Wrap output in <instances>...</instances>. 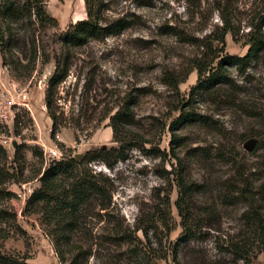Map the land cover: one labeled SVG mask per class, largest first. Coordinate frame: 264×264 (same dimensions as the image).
<instances>
[{"label":"rangeland","instance_id":"obj_1","mask_svg":"<svg viewBox=\"0 0 264 264\" xmlns=\"http://www.w3.org/2000/svg\"><path fill=\"white\" fill-rule=\"evenodd\" d=\"M103 1L104 23L124 17L130 25L119 33L71 45L65 53L66 37L58 34L87 17L86 0H48L50 12L60 22L57 37L49 31L46 38L53 47L51 60L39 59L33 71L20 72L3 62L0 51V80L14 77L26 86L33 110L15 108L17 122L11 128L3 124L1 133L21 145L16 157L15 151L7 157L0 152V210L7 214L1 226L11 233L6 246L28 252L35 264H62L42 214L26 211L28 197L24 200L20 193L40 187L39 172L52 160L45 158V142L61 147L60 158L84 156L103 145L118 146L113 134L107 138L103 130L110 126V115L118 106L132 101L135 119L128 127L137 137L130 143L129 158L114 168L99 160L92 164L112 177L111 205L102 208L92 198L82 206L76 226L62 230L92 249L88 264H133L126 259L128 244L113 241L117 228H133L151 210L160 189L167 188L172 191L178 224L171 239L176 240L182 230L175 205L180 191L177 180L183 179L185 186H193L194 203L217 210L219 220L218 231L212 230L204 240L181 244L182 263L198 264L202 258V264H218L217 240L240 229L242 215L252 203L264 212V49L246 68L225 65L230 81L214 87L194 88L195 61L203 54L201 43L206 38L220 56H244L253 32L260 27L264 32V0ZM227 20L233 32L225 35L223 43L214 35ZM66 63L68 74L54 96L62 125L52 137L46 92L51 77ZM181 78L185 80L177 89ZM2 90L0 85V94ZM180 107L197 118L173 127ZM227 186L245 188L246 194L228 200ZM60 231L59 227L55 232ZM159 264L175 262L169 257ZM253 264H264V251L257 253Z\"/></svg>","mask_w":264,"mask_h":264},{"label":"trees","instance_id":"obj_2","mask_svg":"<svg viewBox=\"0 0 264 264\" xmlns=\"http://www.w3.org/2000/svg\"><path fill=\"white\" fill-rule=\"evenodd\" d=\"M103 5V0H86L87 17L72 24L66 33L58 34L62 38L66 37L64 39L67 45L65 53H69L71 45H82L98 35L119 33L130 25L124 17L104 23ZM59 29L60 22L50 12L48 0H0V51L3 62L9 63L16 71L21 69L25 72L33 71L39 59L49 62L52 58L53 47L46 38L50 37L49 31H54L57 37ZM229 31L233 32V27L227 20L222 31L215 34L214 38L224 43L225 35ZM206 39L201 43L203 54L195 61L198 82L194 88L214 87L219 83H229L230 78L225 65L237 64L244 65L246 68L252 57L264 49L262 27L253 32L248 41L250 47L244 56L230 54L220 56L217 54L218 48L215 49L213 44L207 42ZM52 41L57 42L56 38ZM68 70L66 63L61 71L55 72L46 92V103L53 121L52 137L56 136L62 125L54 108V96L58 84L68 74ZM184 80L179 79L175 87L178 89L180 82ZM132 104V101H125L110 115L108 125L113 128V138L119 143L118 146L103 145L93 148L82 157L71 154L63 158H54L45 170L39 172L42 174L39 178L41 184L28 198L26 211L42 214V224L52 235L62 264H88L92 249L80 242H75L73 234H66L62 229L64 226H69L72 230L76 226L79 216L83 213L82 206L92 198L98 199L102 208L111 205L113 189L110 180L112 177L103 170L94 168L92 164L99 160L109 168H114L119 161H126L129 158L130 143H133L137 137V134L130 132L128 127L135 119ZM179 109L180 115L172 122L173 127L183 121L197 118V114L186 108L180 107ZM3 126L0 122V134L4 131ZM20 148L21 145L17 144L15 157L19 154ZM0 152L5 157L8 156L7 148L1 143ZM41 154L43 155V151ZM11 166L16 167L13 163ZM0 175H2L1 166ZM182 180H177L180 191L175 205L180 215L179 225L182 230L176 240L171 239V234L178 224L173 214L172 191L167 188L160 189L151 210L145 213V216L140 218L133 228L129 225L126 228H117L113 241L128 244L125 249L126 259L131 260L133 264H159V260H168L169 257H172L175 264H183L180 258L182 243L199 242L208 237L212 230L218 231L216 221L219 220V214L217 210L210 206L195 204L193 197H190L193 186L191 184L190 187L185 186ZM245 192V188L230 190L227 186L225 197L230 200L238 197L239 194H246ZM1 211L0 264H35L30 261L31 255L28 252L7 248L6 240L11 233L10 230L7 231L1 226V223L7 221L4 220L7 214ZM242 216L243 222L237 232L228 233L222 241L217 240L220 257L215 263L253 264V258L257 253L264 251L263 210L252 203ZM59 227L60 233L55 232ZM138 231L142 234H138ZM202 262L201 258L198 264Z\"/></svg>","mask_w":264,"mask_h":264},{"label":"built area","instance_id":"obj_3","mask_svg":"<svg viewBox=\"0 0 264 264\" xmlns=\"http://www.w3.org/2000/svg\"><path fill=\"white\" fill-rule=\"evenodd\" d=\"M0 85L4 89L0 94V122L11 128L17 122L15 108L24 107L33 113L30 93L27 87L22 86L14 77L2 78ZM0 143L7 148L8 152L15 151V140L12 137L0 134ZM42 145L46 159L60 158L63 155L62 149L58 145L52 146L46 142ZM33 191L34 189L30 188L29 193L24 192L23 195L20 193V196L25 200L27 197L29 198Z\"/></svg>","mask_w":264,"mask_h":264},{"label":"crops","instance_id":"obj_4","mask_svg":"<svg viewBox=\"0 0 264 264\" xmlns=\"http://www.w3.org/2000/svg\"><path fill=\"white\" fill-rule=\"evenodd\" d=\"M103 131H105L107 138L111 137L112 134H113L112 127H110V126H107ZM103 131H101V132L99 133V135H101ZM106 136H105V137H106ZM100 137H101V136H100ZM100 139H101V138H98L97 141H99ZM100 144H105V142H101Z\"/></svg>","mask_w":264,"mask_h":264},{"label":"water","instance_id":"obj_5","mask_svg":"<svg viewBox=\"0 0 264 264\" xmlns=\"http://www.w3.org/2000/svg\"><path fill=\"white\" fill-rule=\"evenodd\" d=\"M17 145V143H15V146ZM77 157H82L83 156V154H81V153H78L77 155H76Z\"/></svg>","mask_w":264,"mask_h":264}]
</instances>
